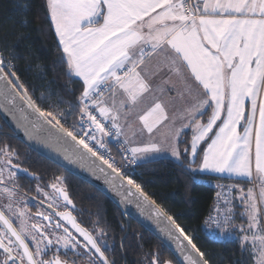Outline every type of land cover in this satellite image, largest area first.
<instances>
[{
  "label": "snow or ice",
  "instance_id": "snow-or-ice-1",
  "mask_svg": "<svg viewBox=\"0 0 264 264\" xmlns=\"http://www.w3.org/2000/svg\"><path fill=\"white\" fill-rule=\"evenodd\" d=\"M44 7L45 18L50 20L58 49L63 53L60 61L64 75L69 83L74 78L82 81L77 103L68 102V111L60 110L63 100L42 108L20 82L12 63L16 57L9 55L6 61L3 51H0V96L12 104L19 97L32 110L36 121L51 125L60 134L57 140L70 138L86 153L100 159L121 180L125 177L114 161L104 159L90 145L89 140H95L97 133L101 136L97 143L103 147L105 136L115 137L119 142V137L124 135L123 143L128 145L129 135L135 137L147 132V143L126 149L131 153V162L138 166L170 153L183 172L214 173L220 177L226 174L228 178L238 177L247 182L253 178L255 133L254 171L259 193L251 188L246 195L241 193L242 215L247 217V227H240L243 235L239 242L242 253L250 251L254 264H264V98L260 96L264 92V0H44ZM158 76L172 86L167 91H175L170 103L179 107L172 123H166L169 116L159 97L142 112H136L145 94L153 91L150 81ZM105 92L111 93V108L105 106ZM41 99H44L43 93ZM246 100L250 102V110H246ZM77 108L79 131L75 125L70 128L64 123ZM92 108L101 117L111 119L110 128L93 114ZM133 112L142 127L128 120ZM205 116L208 119L201 122ZM177 118L181 121L179 127L175 125ZM241 120L246 121L243 135L237 132ZM93 128L95 132H91ZM186 130H191L190 141L181 139L187 136ZM202 144L207 147L201 148ZM0 152L10 163L7 148ZM16 175L9 171L8 179ZM127 184L144 196L141 185L134 179L128 177ZM51 187L67 204L72 203L57 184ZM128 194L132 195L130 189ZM15 195L0 169V196L7 198L4 207L11 214L0 211V226L4 229L0 231V264H78L81 259L86 264H115L105 254L108 250L105 242L81 227L70 213L57 215L83 240L68 227L57 234L48 233L46 226L39 222L29 224L23 210H13ZM145 199L148 198L145 196ZM156 214L167 215L162 209ZM40 215L44 220H51L50 216ZM13 216L19 228L14 226ZM167 219L191 248L188 251L180 241L184 264H210L206 253L173 217L167 215ZM233 219L231 208L226 211L217 208L216 215L209 214L204 225L209 236L232 238L236 231L231 228ZM60 227L56 225L57 229ZM97 235L103 237L106 233L101 228ZM169 236L173 234L169 232ZM60 249L64 251L61 253ZM69 254L73 257L71 260L66 259ZM151 264H159L157 255Z\"/></svg>",
  "mask_w": 264,
  "mask_h": 264
},
{
  "label": "trees",
  "instance_id": "trees-1",
  "mask_svg": "<svg viewBox=\"0 0 264 264\" xmlns=\"http://www.w3.org/2000/svg\"><path fill=\"white\" fill-rule=\"evenodd\" d=\"M45 11L44 0H0V51L4 52L5 60L9 55L16 57L12 63L20 82L28 88L32 99L36 100L42 108L46 109L47 104L54 105L57 100H63L60 110L68 111L67 103H77V97L82 91V83L77 78L69 83L64 75V67L60 61L63 53L58 49L54 29L51 28L50 20H46ZM42 93L44 99H38ZM49 93L51 99H49ZM78 110L77 108L66 120L73 122ZM210 111L211 109L208 110L209 115ZM207 119L208 117L205 116L201 122ZM1 123L4 124L2 121ZM217 123L219 124L220 121ZM191 135V130H188L187 136L181 139L190 141ZM15 144L37 156L18 140ZM206 147L207 144L201 145V148ZM183 149L184 145L181 144V152ZM39 159L45 163V165L42 163V167L47 165L54 167L57 171L69 176L75 183L92 188L99 199V209H103L102 205L107 204L111 214L110 219H115L114 211L120 214L119 210L92 186L49 163L42 156ZM199 162L200 157L197 158V166ZM135 180L141 185L142 191L156 204L162 206L168 215L174 218L177 225L194 239L200 250L206 253L210 264H254L250 251L241 252V244L237 238L228 242L213 240L202 228L214 206L216 196L215 188L210 182H238L198 172L194 174L183 172L176 162L168 158L139 165ZM128 226L131 233L133 229L142 232L140 244L135 241V237L131 242L128 241L132 260L136 261V264H151L153 256L160 253L166 257L162 263L171 261V264H178L161 242L143 230L136 222L129 220Z\"/></svg>",
  "mask_w": 264,
  "mask_h": 264
},
{
  "label": "flooded vegetation",
  "instance_id": "flooded-vegetation-1",
  "mask_svg": "<svg viewBox=\"0 0 264 264\" xmlns=\"http://www.w3.org/2000/svg\"><path fill=\"white\" fill-rule=\"evenodd\" d=\"M0 138V149L6 147L11 156V162L9 163L8 158L4 156L3 152H0V169L3 170L5 182L16 193L13 210L16 208L23 210L29 224L39 222L46 226L48 233L55 231L57 234H62L64 227H68L80 240H83L78 233H75L74 229H71V225H66L60 219V216L57 215L58 212H68L81 227L92 232L98 240L102 239L105 242L108 249L105 254L109 260L114 261L115 264H136V261L132 260L128 241L131 242L133 237H135V241L140 244L141 235L136 229L131 233L128 226L130 219H125L120 211V214H116V211H114L115 219H110L109 216L111 214L107 209V204L102 205L103 209H99V199L93 193L92 188L84 187L78 182L75 183L69 176L57 171L54 167L51 168L48 165L42 167L45 163L39 159L41 155L36 154L23 143L22 145L26 149L29 148L37 156L27 152L18 144L16 146L15 141L17 139L13 138L6 124H2L1 120ZM18 142L21 143L20 141ZM13 153L14 155H12ZM13 165L16 167H13ZM9 171L16 172V177L9 180ZM57 178H60V180L58 181ZM53 184H57L59 188L66 192L72 201L71 204H67L63 197L51 187ZM38 188L40 191H37ZM7 203V198L0 196V211H4L6 215H11L4 207ZM40 213L50 216L51 220H44ZM12 220L14 221V226L19 228L17 218L13 216ZM57 224L61 225L59 229L56 228ZM101 228L106 233L103 237L97 235ZM3 230L2 226H0V231ZM5 243H7V240H5ZM63 251V249H60L61 253ZM80 251L83 250L81 249ZM0 256H2V252H0ZM49 256H51V253H49ZM72 258L71 254L66 257L69 260ZM78 264H86V261L81 259ZM159 264H162V262L160 261Z\"/></svg>",
  "mask_w": 264,
  "mask_h": 264
},
{
  "label": "water",
  "instance_id": "water-1",
  "mask_svg": "<svg viewBox=\"0 0 264 264\" xmlns=\"http://www.w3.org/2000/svg\"><path fill=\"white\" fill-rule=\"evenodd\" d=\"M0 120L6 124L13 138L71 176L92 186L106 197L125 219L136 222L143 230L160 241L172 254L176 263L184 264L180 247L183 237L167 219L166 210L158 203L156 204L146 193L141 196L135 188L127 184L125 179L115 178V173H112L100 159L86 153L70 138L61 137L57 140L60 134L51 125L36 121L32 110L21 102L19 97L16 103L12 104L0 96ZM129 189L132 195L128 194ZM145 196L148 199H145ZM161 209L167 215H157V211ZM169 232L173 234V237L170 238ZM176 237L179 239L177 240ZM183 246L191 251L187 241H183Z\"/></svg>",
  "mask_w": 264,
  "mask_h": 264
},
{
  "label": "rangeland",
  "instance_id": "rangeland-1",
  "mask_svg": "<svg viewBox=\"0 0 264 264\" xmlns=\"http://www.w3.org/2000/svg\"><path fill=\"white\" fill-rule=\"evenodd\" d=\"M38 99H41V97H38ZM49 105H53V104H51V103L47 104L46 109L49 107ZM110 122H111V119H110ZM131 122H133V121H131ZM120 123H121V125H124V130L127 132L128 129H127V126L125 124V121L123 119H121ZM138 124L139 123L137 122L134 125L136 127H139ZM123 138L125 139V137H123ZM146 139L148 140V136L145 137V132L143 135H140L138 133L135 137H132L131 135H129V140H130L129 146L130 147L143 146L145 143L148 142V141H146ZM254 152H255V145L253 142L252 143L253 169H254ZM167 157L171 158L170 153H166L165 158H161V159H167ZM206 175H208V174H206ZM210 176H216L218 178H223V179L227 178V179H231V180L238 182V183H234V182H226L225 183V182H220V181L210 182L212 187L215 188V193H216L215 200L213 203L214 206H213L210 214L216 215V209L217 208H219L221 211H226L228 208H231L232 209V216L234 218L233 223L231 225V228L235 229L236 231H234L232 238L221 239L218 237V235L217 236H209V230L205 227L204 224H203L202 228H203L204 232L213 240H221L224 242L234 241V240H236V238L239 240L240 237H242V235H243V233H241L239 231L240 227L242 225L244 227H247V217L242 215V213L244 212V205L240 199L241 193L243 192L246 195L248 190L251 188L258 195L259 188L257 187V184H255L253 182L249 183L245 179H241L238 177L228 178L226 174L224 177H220L219 174H214V173L211 174ZM225 201H228L229 203L226 204ZM238 217L240 219H238ZM133 230H135V229H133ZM137 231H139V230H137ZM140 235H142V232H140ZM140 239H142V237ZM151 255H150V257L153 256V255L152 256ZM157 256H158L159 261H161V262L163 260H166V257H164L163 254H161V253L158 254ZM150 257H149V259H150Z\"/></svg>",
  "mask_w": 264,
  "mask_h": 264
},
{
  "label": "built area",
  "instance_id": "built-area-1",
  "mask_svg": "<svg viewBox=\"0 0 264 264\" xmlns=\"http://www.w3.org/2000/svg\"><path fill=\"white\" fill-rule=\"evenodd\" d=\"M185 12L187 14V8L185 9ZM7 61V60H6ZM108 92L104 93L103 99L107 96ZM93 114L101 120L103 123H105L109 128L111 127L110 119H105L104 117L100 116V113L95 110V108L91 109ZM76 119L73 120V122L65 120L64 123L72 128L74 125L77 127V131H79V110L76 114ZM85 121L87 122V118L85 117ZM96 130L93 128L91 129V132H95ZM114 131V130H113ZM91 132L89 134H91ZM80 135H84L83 132L79 133ZM104 146L100 147L97 141L101 140V136L99 133L96 134L95 140H89V143L91 146L94 147V150L98 152L99 155H102L104 159L110 160V162L115 163V165L120 169L121 174L125 177V180L127 181V178L130 177L135 180V176L137 175V167L138 164H134L131 162V153L126 151L127 148H129V145H125L123 143L124 139L122 135L119 137V142L117 141V138L115 137H108L105 136L102 138ZM127 156L128 159H123L122 157ZM136 182V180H135Z\"/></svg>",
  "mask_w": 264,
  "mask_h": 264
},
{
  "label": "crops",
  "instance_id": "crops-1",
  "mask_svg": "<svg viewBox=\"0 0 264 264\" xmlns=\"http://www.w3.org/2000/svg\"><path fill=\"white\" fill-rule=\"evenodd\" d=\"M54 34H55V32H54ZM55 38H56V36H55ZM57 41H58V39H57ZM167 70L165 69V72H166ZM78 79V78H77ZM81 82V81H80ZM151 82V84H152V89H153V91L151 92V93H149V94H145V98L141 101V103L137 106V109H136V112H142V110L148 105V104H150V103H152V101L155 99V98H157V97H159V98H161L162 100H163V102H164V107H165V109H166V111H167V115L169 116V121H167L166 123H172V118H173V115H174V113H176L177 112V109H178V107L179 106H176V107H174L171 103H170V96H174L175 95V91L173 90V91H171V92H169V91H167V89H171V85L170 84H166V83H164V81H163V79L161 78V77H156L155 79H153V80H151L150 81ZM82 83V82H81ZM160 89H165L166 91L165 92H161L160 91ZM260 96H261V98H264V92H261V94H260ZM110 97H111V93L110 92H108V94H107V96L104 98L105 100H107V104L105 105L106 107H109V108H111V106H112V101H111V99H110ZM119 102V98H118V100H117V103ZM245 104L247 105V109L246 110H250V107H251V105H250V102L249 101H245ZM136 112H133L129 117H128V120L131 122V121H133V123L134 124H136L137 122L139 123L138 124V126L139 127H142V125H140V122H139V120L136 118ZM210 113H211V111H210ZM224 114H226V113H222V115H224ZM206 122V121H205ZM218 122V121H217ZM259 122V116H258V111H257V117H256V123H258ZM180 123H181V121L179 120V118H177L176 120H175V125L176 126H178L179 127V125H180ZM245 123H246V121L245 120H241V122H240V124L237 126V132H238V134H240V135H243V128H244V126H245ZM166 130V129H165ZM186 131H188V130H186ZM148 136V133L147 132H145V137H147ZM122 137H124L123 135H122ZM255 133H253V139H252V143L254 142V145H255ZM124 139V138H123ZM146 141H148L147 139H146ZM129 145V144H128ZM168 159H170V160H172V161H174V162H176L173 158H170V157H167ZM200 173V172H199ZM200 174H208V175H211V174H209V173H200ZM252 182L253 183H255L256 184V176H255V171H254V169H253V178H252ZM252 182H249V183H252Z\"/></svg>",
  "mask_w": 264,
  "mask_h": 264
}]
</instances>
